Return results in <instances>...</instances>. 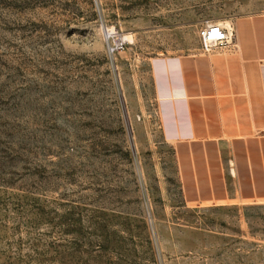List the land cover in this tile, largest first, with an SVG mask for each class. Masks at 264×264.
<instances>
[{"label":"rangeland","instance_id":"1","mask_svg":"<svg viewBox=\"0 0 264 264\" xmlns=\"http://www.w3.org/2000/svg\"><path fill=\"white\" fill-rule=\"evenodd\" d=\"M263 11L0 0V264H264V203L183 200L150 69L200 46L206 21Z\"/></svg>","mask_w":264,"mask_h":264},{"label":"crops","instance_id":"2","mask_svg":"<svg viewBox=\"0 0 264 264\" xmlns=\"http://www.w3.org/2000/svg\"><path fill=\"white\" fill-rule=\"evenodd\" d=\"M223 23L232 46L151 58L160 133L185 203H264V11Z\"/></svg>","mask_w":264,"mask_h":264},{"label":"built area","instance_id":"3","mask_svg":"<svg viewBox=\"0 0 264 264\" xmlns=\"http://www.w3.org/2000/svg\"><path fill=\"white\" fill-rule=\"evenodd\" d=\"M198 36L201 49L206 53H211L235 44V31L230 23L206 21L199 29ZM116 40V43L109 46L110 54L124 49L125 42H122L119 38Z\"/></svg>","mask_w":264,"mask_h":264},{"label":"bare ground","instance_id":"4","mask_svg":"<svg viewBox=\"0 0 264 264\" xmlns=\"http://www.w3.org/2000/svg\"><path fill=\"white\" fill-rule=\"evenodd\" d=\"M106 29V28H105ZM107 32H111V28L106 29ZM119 40H121L122 42H127L130 41V36L129 35H125L122 38H119Z\"/></svg>","mask_w":264,"mask_h":264}]
</instances>
